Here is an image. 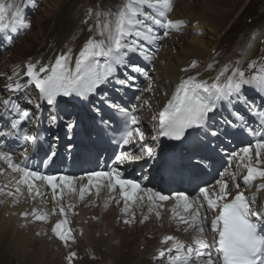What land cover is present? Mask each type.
<instances>
[{"label":"snow or ice","instance_id":"obj_1","mask_svg":"<svg viewBox=\"0 0 264 264\" xmlns=\"http://www.w3.org/2000/svg\"><path fill=\"white\" fill-rule=\"evenodd\" d=\"M36 4L37 0H0V48L10 50L15 39L31 27L27 12ZM173 9L174 0H121L118 7L88 9L83 23L92 21L88 28L92 35L83 43L74 63L73 49L69 47L57 55L54 62L29 60L24 66V82L16 78L19 72L8 78L12 81L7 85L10 92L23 94L34 86L46 105L57 110L50 113L48 120L53 128L62 124L72 130L79 126L78 121H65L60 116L61 105L66 103L64 98H79L80 103L94 113L97 136L107 137L121 150L115 154L107 170H90L80 176L46 174L29 161L39 158L42 165L50 163L56 156L60 137L52 136L49 141L42 135L41 128L32 131L27 127L35 114L18 103L20 96L0 99V124L3 125L0 126V161L20 174L15 179V192L8 191L6 195L15 196L18 201L23 195L21 186H26L34 200L43 195L36 183L39 181L51 189L53 199L58 201V189L60 194L65 188L74 192L79 183L80 199L83 200L85 192L95 182L97 190L102 183L111 191L119 189L125 214L130 204L142 208L145 199L151 205L148 208L151 213L154 208L163 207L157 201H167L170 197L148 187L144 183L146 178L125 176L124 173L136 162L156 160L161 137L183 141L193 133L202 134L208 138L207 144L200 142L206 148L211 146L212 140L231 143V139L243 137L247 140L245 146L227 153L230 161H239L236 165L238 171H226L214 184L197 186L198 191L194 189L191 196L187 190L174 194L176 207L172 209L173 216L178 225L187 226L184 231L193 232L192 243L187 244L174 235L163 236L156 253L157 264H264V207L257 209V196L246 195L237 182L239 171L246 170L242 176L244 188L250 190L254 182L260 180L257 190H264V167L259 166L264 164V59L249 62L246 70L242 67L243 60L226 63L211 81L199 79L200 73L182 78L163 109L153 115L150 135L144 130L137 109H129L112 99L113 92L140 88L137 83L140 78L147 82V86L140 90L153 92L149 66L157 59L161 43L174 32L181 31L185 24L183 20L169 18ZM256 39L259 37L253 39L251 45ZM214 63L207 66L208 70L214 67ZM197 67V61H192L181 71L189 72ZM249 89L260 97V104L249 98ZM25 103L31 104V98L28 97ZM105 108L110 115H106ZM35 110L40 113L41 105L36 104ZM225 112L228 116L224 115ZM45 144H48L47 148ZM14 145L23 148L24 158L20 162L13 160L16 154ZM67 147L71 150L74 145ZM211 150L215 151L214 148ZM193 167L199 169L201 165L194 164ZM230 182L235 194L228 187ZM0 194H4L3 187H0ZM116 203L119 205L120 200ZM72 207L68 205V208ZM207 211L213 212L211 243L204 227ZM59 212L66 216L63 205ZM155 214L160 216L159 211ZM21 215L26 222L30 216L38 221L49 219L48 214H41L36 209ZM132 217L124 223L134 222V212ZM147 218L145 216L144 220ZM69 223L67 218L61 219L52 228L55 237L65 246L69 241L75 242ZM22 226L26 227L27 223ZM75 257L74 251L69 254L70 264Z\"/></svg>","mask_w":264,"mask_h":264},{"label":"bare ground","instance_id":"obj_2","mask_svg":"<svg viewBox=\"0 0 264 264\" xmlns=\"http://www.w3.org/2000/svg\"><path fill=\"white\" fill-rule=\"evenodd\" d=\"M97 1L98 0H43L47 9L54 10L55 12H64L61 15L62 17L60 16L61 18L59 17L56 23L52 24L46 36L41 39L39 38V46L44 44L43 41L45 38H47V42L44 47L48 46L50 43H56L57 45L61 44L62 46L71 36L72 32L78 28L79 21L81 20V18H78V14L82 12L84 7H88ZM232 1L233 0H181V3L178 5L181 6V9L177 8L174 10L175 18L198 20L203 19L206 15L217 14L216 17L207 16L208 21L223 24L224 22L221 21V18L225 16L228 7L232 5ZM237 13H239V11ZM231 19H233V15L230 17V20ZM27 35L30 34L27 33L25 36L28 37ZM165 40L170 41L169 38ZM23 41L25 42V40ZM26 43L27 42H25V44ZM206 47L207 45L204 38L192 37L188 39L183 35L179 36L178 39L174 38L173 44L164 48L162 55L165 60L155 65L163 80L161 85L165 89H169L179 75L177 70L178 65L185 63L188 58L197 56L199 58H203L204 56L208 57L211 50H207ZM15 50L16 47L14 51ZM174 50H176L175 54L173 52ZM202 50L205 52H200ZM42 51V49H39L34 54L39 56ZM18 54L19 53L16 51L14 56L16 57ZM190 62L191 61H189V63ZM195 72H198V70L196 69ZM167 80H169V82H167ZM86 218L87 216L85 215L83 219ZM22 225L23 222L19 220V214L17 212L10 213V218L6 219L4 213L0 211V244L2 245L0 248V264H41L38 259V251L41 246L38 244L45 245V243L41 240H33L32 228H25ZM86 228L87 233L84 237L85 246H95L97 254L103 257L98 264H119L122 259L128 258V255L132 256L134 264H151L146 257L152 246L151 242H143L142 234L139 236V233L132 232L128 234L125 231L122 232V230L114 229L110 214L103 217V224L100 227H97L87 219ZM93 228L95 230H93ZM146 231H148V229H146ZM98 232H101V237L95 236ZM105 233L108 234L107 237L104 236ZM142 245H145L144 250H141ZM103 247L105 250L101 253L99 248ZM6 252L10 254L8 256H10L13 261L4 260L3 256Z\"/></svg>","mask_w":264,"mask_h":264},{"label":"rangeland","instance_id":"obj_3","mask_svg":"<svg viewBox=\"0 0 264 264\" xmlns=\"http://www.w3.org/2000/svg\"><path fill=\"white\" fill-rule=\"evenodd\" d=\"M238 1V0H237ZM241 1H243V0H241ZM248 1L249 0H246V2L243 4V6L242 5H240L238 8V11H239V13H237V14H235V15H233V19H231L230 20V17L232 16V15H230L231 14V12L233 11V10H237V8H232L231 9V6H229L228 7V9H227V11H226V14H225V16H223L222 18H221V21L222 22H224L223 24H220V23H218V22H213V21H208V19H207V16L208 17H216L217 16V14H212V15H206V16H204V18L203 19H198V21L199 22H203L204 23V25H206V27H207V29L209 30V32H210V34L211 35H209V36H206V37H204V36H196V35H191V33L189 32L188 34H186V35H183L184 37H186V38H188V39H191L192 37H199V38H204V40H205V42H206V45H207V50H214L215 49V47H216V44H217V40H219V38H217V36L216 35H218V32H219V30H222L223 31V29H228V28H230L231 27V25L232 24H234L237 20H238V18H239V15L241 14V12L244 10V8H245V6H246V4L248 3ZM234 3H236V0H233L232 1V4H234ZM237 11V12H238ZM64 12V11H63ZM62 11H60V12H55L54 10H49V9H47L46 8V6H45V3L42 1V6L40 7V9H39V11H38V13H37V15H36V17L33 19V27H35V26H38V31H37V28L35 27V30L33 31V34L31 33V31L29 32V34H30V37H29V40H27L28 39V37H25L23 40H25V42H31V41H33L32 42V46L33 45H37V46H39V38L41 39L42 37H44V36H46V34H47V32L50 30V28H51V26L52 25H50L49 26V24H48V26L46 27V21H47V19L49 18V16L51 17H54V16H56L55 17V19H54V21H53V23H56V21L59 19V17L62 15V13H63ZM66 15V14H65ZM62 17V16H61ZM60 17V18H61ZM39 19H45V22H43V23H41L40 21H39ZM193 20H197V19H193ZM48 28V29H47ZM222 31H221V33H222ZM216 33V34H215ZM220 33V34H221ZM211 37V38H210ZM34 39V40H33ZM230 39H235V35H234V33H230V34H228L227 35V37L224 39V40H230ZM29 46V44L28 45H25L24 47H22L21 48V51H24V49L25 48H28V50H30V48H31V46H30V48L28 47ZM206 50V51H207ZM16 51H18L17 50V48H16V50L14 51V54L16 53ZM200 52H205V51H200ZM29 52H26V53H24V54H28ZM32 54V53H31ZM30 54V55H31ZM39 246H41L40 247V249H39V256H38V259L40 260V263L41 264H49V262H48V258H44L47 254H50V258H51V261L53 262V264H55L56 263V260L53 258V254H54V256H57V254L58 253H56L54 250H53V246H52V249H51V251H50V249L48 248V246H47V244L45 243V245H43V244H38ZM38 245H36V246H38ZM1 244H0V248H1ZM35 246V247H36ZM50 247V246H49ZM99 253V252H98ZM7 255V256H6ZM8 255H10L8 252H6L5 254H4V256H3V258H4V260L5 261H7V260H10V261H13V259L10 257V256H8ZM10 257V258H9ZM8 258V259H7ZM103 258V257H102ZM58 261V260H57ZM130 262V263H129ZM91 263V262H90ZM134 264V260H133V258H132V256H130V255H128V258H124V259H122V261L119 263V264ZM58 264H60L59 263V261H58ZM78 264V263H77ZM79 264H81V263H79ZM87 264H89V263H87ZM91 264H94V263H91Z\"/></svg>","mask_w":264,"mask_h":264}]
</instances>
